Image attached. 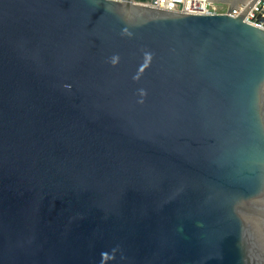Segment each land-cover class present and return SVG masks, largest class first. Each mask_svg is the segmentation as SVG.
<instances>
[{
    "label": "water",
    "instance_id": "obj_1",
    "mask_svg": "<svg viewBox=\"0 0 264 264\" xmlns=\"http://www.w3.org/2000/svg\"><path fill=\"white\" fill-rule=\"evenodd\" d=\"M133 0H0V264H264V29Z\"/></svg>",
    "mask_w": 264,
    "mask_h": 264
},
{
    "label": "built area",
    "instance_id": "obj_2",
    "mask_svg": "<svg viewBox=\"0 0 264 264\" xmlns=\"http://www.w3.org/2000/svg\"><path fill=\"white\" fill-rule=\"evenodd\" d=\"M136 3L146 4L158 8L187 12L197 14H213L226 12V10H220L216 2L208 0H133ZM252 0H247L245 3H240L239 8H235L230 14L232 16H238L245 7ZM243 20L249 24L264 29V0H256L251 9L245 15Z\"/></svg>",
    "mask_w": 264,
    "mask_h": 264
},
{
    "label": "rangeland",
    "instance_id": "obj_3",
    "mask_svg": "<svg viewBox=\"0 0 264 264\" xmlns=\"http://www.w3.org/2000/svg\"><path fill=\"white\" fill-rule=\"evenodd\" d=\"M218 7L220 10H226V5L225 4H218Z\"/></svg>",
    "mask_w": 264,
    "mask_h": 264
}]
</instances>
